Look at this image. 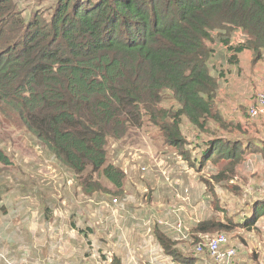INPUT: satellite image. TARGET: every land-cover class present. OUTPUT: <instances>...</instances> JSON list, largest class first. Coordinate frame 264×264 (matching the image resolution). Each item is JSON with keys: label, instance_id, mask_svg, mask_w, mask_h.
<instances>
[{"label": "trees", "instance_id": "1", "mask_svg": "<svg viewBox=\"0 0 264 264\" xmlns=\"http://www.w3.org/2000/svg\"><path fill=\"white\" fill-rule=\"evenodd\" d=\"M17 8L15 0H0V117L17 118L78 177L88 171L121 191L124 175L107 163L106 143L139 128L144 117L181 152L183 120L199 134L210 121L228 132L205 142L193 165L224 159L235 173L247 158L264 163V144L242 143L227 130L241 129L239 123L215 108L224 76L210 73L215 50L208 46L217 38L232 67L245 51L264 59V0H56L49 19L36 11L22 17ZM234 32L244 41L233 44ZM166 95L173 110L161 109ZM9 165L0 149V173ZM255 167L252 175L237 174L235 183L252 176L260 181L254 188L264 190V166ZM90 186L83 190H96ZM235 193L238 210L227 222L238 225L242 216L243 225L258 224L264 193ZM37 221L36 230L47 222ZM234 244L223 248L236 252Z\"/></svg>", "mask_w": 264, "mask_h": 264}, {"label": "rangeland", "instance_id": "2", "mask_svg": "<svg viewBox=\"0 0 264 264\" xmlns=\"http://www.w3.org/2000/svg\"><path fill=\"white\" fill-rule=\"evenodd\" d=\"M55 1L15 0L17 9L22 11V17L28 13L32 15L36 11L46 19H49ZM217 35L218 32H213L215 38ZM241 41H244V36L234 32L231 42L235 44ZM208 46L215 50V55L209 63L210 73L216 76L222 73L224 76L217 91L215 108L223 111L224 117L237 121L241 127V129L227 130H231L232 133L238 132L235 134L242 143L264 144V121L250 120L247 116V110L252 105L255 95L264 92V59L254 61L253 54L246 52L242 56L241 65L232 67L227 63L228 54L226 55L217 38L212 43H208ZM237 74L244 76L240 82L238 81V85L235 83ZM229 82L233 83L232 87L228 86ZM242 85H246V88ZM226 89H229L228 94L225 92ZM161 109H174L173 101L169 96L166 95L161 102ZM182 123V135L185 140L182 152L166 144L164 133L145 117L139 128H131L121 140H107L105 147L107 163L120 169L124 175L121 191H116L102 176L87 171L86 174L78 177L58 162L46 146L28 132L17 118L10 114L7 117H0V149L10 160V165L3 167L0 173V240L2 242H0V264L21 263V260L17 261L12 253L13 247L7 246L14 241L13 229L20 223L16 215L18 212H28L33 219L26 220L28 223L37 224L39 222L37 220L44 217L48 222L44 225L48 228L52 222L62 221L61 212L56 217H52L51 213L53 208L63 207L62 201L65 198L70 197L80 202L87 196L108 195L112 198L113 204L119 205L122 200L117 201V199L123 192L127 195L131 207L136 203L142 206L157 205L160 212L155 217L139 216V219L145 220L146 225L155 222V226L145 231L152 232L154 237H158L160 245L166 248V252L174 254L176 259H179L177 257L179 249L187 244L189 248L183 249V254L185 250H190L189 255L196 256L198 264H215L208 251L198 243L216 234H224L228 237L230 245L239 238V248L236 249L235 244L233 245L239 264H264V218L253 226L243 225L245 220L240 215L238 225L227 222L230 221L228 217L238 210L230 195L236 194L237 191L243 192V189L247 191L249 197H251L250 193L256 198L264 193L263 189L254 188L260 182L255 177H249L248 182H243L238 177L241 181L238 184L234 180L242 174L252 175L254 173L252 168H256V163L257 168L264 166V163L247 158V161L237 165L235 173L229 170L224 159H218L216 162L206 161L200 167L193 165V159L205 150V142L215 138H225L228 132L217 128L212 121L200 132L201 134L192 130L186 120ZM230 179L233 181L232 184L226 181ZM69 181L83 186L80 191L74 190L78 198H75V194L69 196L58 194V191L62 190L58 186ZM85 182L90 183L91 189L96 188L97 193L83 196ZM58 195L61 197L52 199L51 202L48 200ZM245 209L250 212V209L246 207ZM71 215H73L72 222L77 223L76 213L73 211ZM84 228L92 230L87 224ZM5 231L7 234L3 236ZM140 233L148 236L143 229ZM99 236L101 232L96 234V237ZM34 237L28 235L24 240L30 239L33 243ZM141 242L146 245L141 247L137 241L135 247H141V251L148 253L151 249L150 244L147 241ZM163 243L165 246L162 245ZM111 246L119 248L111 239L106 246L93 244L88 253H100L109 258L106 249ZM198 246H201L202 250L196 251ZM90 258L92 257L88 260ZM110 260V264H125L123 259L119 263L113 255ZM103 261L107 260L103 259ZM171 261L173 259L169 262ZM174 262L181 263V260ZM22 263L33 264L29 259H23ZM35 263L46 264L44 261ZM135 263L141 264L137 261ZM142 264L149 263L144 259Z\"/></svg>", "mask_w": 264, "mask_h": 264}, {"label": "crops", "instance_id": "3", "mask_svg": "<svg viewBox=\"0 0 264 264\" xmlns=\"http://www.w3.org/2000/svg\"><path fill=\"white\" fill-rule=\"evenodd\" d=\"M246 52L247 51L238 56L239 64L237 67L241 65L242 56L245 55ZM235 77L237 82H234L238 85V81L240 82L244 76L237 74ZM228 86L232 87L233 83L229 82ZM242 87L246 88V85H242ZM228 91L229 89H226V94H228ZM222 112L223 111H221V113ZM58 187L62 188L61 191H58V194H62V196L75 194V198H78V195L74 190L80 191L83 188V186L72 181L63 183ZM93 193H97V191L90 190L89 192H85L84 190L82 195H92ZM250 195L252 196L253 193H250ZM58 197L61 196H52L48 200L51 202L52 199H57ZM103 197H106V199H103ZM121 197L122 198L119 197V199H117V201L122 200L119 205H117V203L113 204L112 198L108 195L102 197L87 196L80 202H76L70 197L65 198L62 201L63 207H59V209L53 208L51 213L52 217H56L61 212L63 217L62 221H54L48 228L44 225L48 222H43V224L38 225V230H36V224L26 222L28 219L33 220L28 212L20 211L16 214L20 219V223L13 229L14 241L7 246L11 245V247H13L12 253L15 255L17 261L21 260L20 264H23V259L36 260L38 262L44 261L46 264H110L111 255H113L119 263L121 259H123L125 264H134L135 261L142 264V260L144 259L146 263L149 264H171V262L174 264L199 263V261L196 260V256L189 255L191 254L190 250H185L183 254V249L189 248L187 244L182 245L179 249L178 256L176 255L179 259H176L173 255L165 254L158 244L156 237L152 235V232L149 233L145 231L155 226V222L146 225L145 220L139 219V216L155 217L160 212L157 205L145 204L142 206L136 203V205L131 207L127 195L124 192ZM57 203H59V201H57ZM73 211L77 215V223L71 220V216L74 215H71ZM245 213H249V211ZM85 224L92 228V230H86L84 228ZM94 226H97V228ZM141 229H143V232L145 234L147 233L148 236L141 235ZM98 232H101L102 237H96ZM6 234L7 231L3 233V236ZM28 235L31 237L35 235L33 243L30 242V239L24 240L25 236ZM107 239H113V243H117L119 246L118 249L115 246L106 249L109 252L107 254L109 258L106 256L104 257V255L100 253H88L89 248L93 247V244L106 246L108 244ZM137 241L141 247L146 245L141 241H147L148 244H150L151 249L148 253L141 251V247H135ZM239 246V244L235 245L236 248H239ZM145 253L146 255H142ZM29 254L33 257L29 258ZM89 257L92 258L88 260ZM102 258L107 261H103ZM170 259L174 261L175 259L181 260V263L174 261L169 262Z\"/></svg>", "mask_w": 264, "mask_h": 264}, {"label": "built area", "instance_id": "4", "mask_svg": "<svg viewBox=\"0 0 264 264\" xmlns=\"http://www.w3.org/2000/svg\"><path fill=\"white\" fill-rule=\"evenodd\" d=\"M247 116L250 120L264 121V92L255 95L252 105L247 110ZM227 243L228 239L224 234H216L198 244L208 251L215 264H233L236 252L233 248H223ZM201 246L196 247V251L202 250Z\"/></svg>", "mask_w": 264, "mask_h": 264}]
</instances>
